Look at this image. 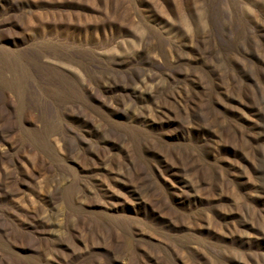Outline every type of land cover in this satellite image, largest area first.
I'll return each mask as SVG.
<instances>
[{"label": "rangeland", "instance_id": "374dc122", "mask_svg": "<svg viewBox=\"0 0 264 264\" xmlns=\"http://www.w3.org/2000/svg\"><path fill=\"white\" fill-rule=\"evenodd\" d=\"M0 264H264V0H0Z\"/></svg>", "mask_w": 264, "mask_h": 264}]
</instances>
